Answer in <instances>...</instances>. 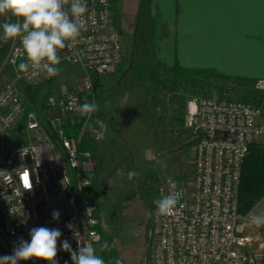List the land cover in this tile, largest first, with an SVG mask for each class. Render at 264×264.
I'll return each instance as SVG.
<instances>
[{
	"label": "built area",
	"instance_id": "2783aa9c",
	"mask_svg": "<svg viewBox=\"0 0 264 264\" xmlns=\"http://www.w3.org/2000/svg\"><path fill=\"white\" fill-rule=\"evenodd\" d=\"M86 2L88 30L59 53L60 65L80 66L79 86L59 85L44 107L46 122L57 132V145L43 134L25 146L6 148L5 136L18 122L26 131L41 129L36 110L24 115L18 83L47 78L44 74L18 78L15 70L0 83V256L12 254L21 239L30 241V230L39 226L62 232L56 264H73L70 252L60 247L62 241L78 250L82 245L95 247L100 240L98 207L86 191L94 151L80 148L84 139L97 144L99 131L94 113L89 118L79 109L94 102V83L120 64L124 49L121 34L110 25L109 0ZM18 49L19 41L9 58L16 67ZM253 88L264 94V79L254 80ZM183 124L196 136L191 194L186 198L173 180L158 184L163 196L181 192L182 197L172 214L159 217L150 264H264V254L244 251L246 220L237 210L242 161L252 142L264 140L263 105L192 97ZM55 210L60 212L58 220L52 218ZM69 223L74 230L66 226Z\"/></svg>",
	"mask_w": 264,
	"mask_h": 264
},
{
	"label": "rangeland",
	"instance_id": "374dc122",
	"mask_svg": "<svg viewBox=\"0 0 264 264\" xmlns=\"http://www.w3.org/2000/svg\"><path fill=\"white\" fill-rule=\"evenodd\" d=\"M12 19L9 16L8 21ZM17 41L0 40L3 52L0 71L6 72V78L0 79V83L16 70L9 58ZM59 67L60 73L52 78L18 83L24 108L27 112L30 109L37 111L41 129L26 131L22 121L18 122L5 136L6 148L25 146L34 137L43 134L54 144L59 143L57 132L44 118L46 99L55 96L61 84L78 87L82 75L77 64L65 63ZM150 71L148 56L140 58L138 54L127 52L112 72L97 78L93 85L94 102L99 105V110L94 113V125L98 128L96 121L99 119L109 126L108 132L97 144H90L95 153V163L89 188L90 196L98 207L100 243L106 240L112 246L111 251L98 250L107 264H114L115 258H122L124 264H150L159 224L153 201L163 197L157 189L160 182L176 181L186 198L191 194L196 136L183 124L189 99H229L263 105L264 108V94L242 83L224 82L208 76L201 82L200 89L193 90L181 83L176 89L166 90L169 74L156 81L154 87ZM106 104L108 107H105ZM138 112L146 117L150 136V186L144 187L140 185V176L144 171L147 142L142 136L143 120L137 118ZM133 170L138 175L129 180L128 173ZM142 189L152 192L147 221L141 219L144 215L136 217L132 201L136 193L144 191Z\"/></svg>",
	"mask_w": 264,
	"mask_h": 264
},
{
	"label": "crops",
	"instance_id": "0c3cea01",
	"mask_svg": "<svg viewBox=\"0 0 264 264\" xmlns=\"http://www.w3.org/2000/svg\"><path fill=\"white\" fill-rule=\"evenodd\" d=\"M109 10L110 25L122 36L124 55L150 58L154 87L175 64L228 77L264 79V0H109ZM8 19L0 16V25ZM2 54L0 47V58ZM5 75L1 70L0 79ZM140 117L147 142L140 176L144 187L150 186V136L147 119L138 112ZM256 143L264 146V140ZM146 189L132 199L136 217L144 215V221L150 218L152 196ZM250 213L264 214V195L244 215L248 238L244 250L264 254V227L251 224Z\"/></svg>",
	"mask_w": 264,
	"mask_h": 264
},
{
	"label": "clouds",
	"instance_id": "9594fccd",
	"mask_svg": "<svg viewBox=\"0 0 264 264\" xmlns=\"http://www.w3.org/2000/svg\"><path fill=\"white\" fill-rule=\"evenodd\" d=\"M87 13L86 0H0V16L14 18L0 25V29L5 41H19L20 62L16 67L18 78L21 74H44L46 78L57 76L61 71L59 53L88 30ZM98 110L96 102H85L79 109L82 116L89 118ZM35 115L30 113L29 117L34 118ZM96 124L99 131L97 138L102 139L109 126L99 119ZM137 175L133 170L128 173V178L131 180ZM31 188L26 187L25 191H31ZM181 197V192H172L154 200L155 215L160 217L172 214ZM59 217L60 212L53 211V220ZM249 221L256 227H264V214L250 213ZM66 226L74 230L71 223ZM29 235L30 241L21 239L12 254L0 256V264H19L20 261L56 264L58 241L62 232L57 228L39 226L32 228ZM98 243L100 252L111 251L112 246L108 241ZM60 247L70 252L73 264H105L104 258L97 254V248L92 245H82L78 250H72L69 242L64 240ZM114 264H124L123 259L115 258Z\"/></svg>",
	"mask_w": 264,
	"mask_h": 264
},
{
	"label": "trees",
	"instance_id": "16d2710c",
	"mask_svg": "<svg viewBox=\"0 0 264 264\" xmlns=\"http://www.w3.org/2000/svg\"><path fill=\"white\" fill-rule=\"evenodd\" d=\"M211 76L215 79L223 80L224 82L230 81L232 83H242L245 86L253 87V80L246 78H234L221 75L212 70H195L185 69L179 67L177 64L169 71L168 83L166 90H172L178 88L181 83H185L193 90L201 88V82L203 83L205 78ZM27 111L24 109V115ZM82 150L90 148V143L87 139H84L80 146ZM90 188V187H89ZM87 188V192H89ZM264 195V146L258 143H252L249 145L248 153L244 157L241 170L240 180L237 193V210L241 215H245L254 203ZM100 229H98L99 232ZM100 242V240H99ZM97 254L99 253V243L96 244ZM103 257V256H102ZM104 258V257H103ZM106 261V259L104 258Z\"/></svg>",
	"mask_w": 264,
	"mask_h": 264
}]
</instances>
